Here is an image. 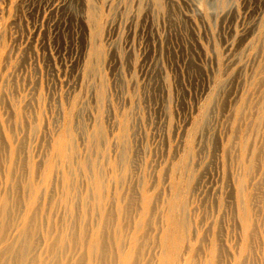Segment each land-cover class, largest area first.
I'll return each mask as SVG.
<instances>
[{"label": "rangeland", "instance_id": "rangeland-1", "mask_svg": "<svg viewBox=\"0 0 264 264\" xmlns=\"http://www.w3.org/2000/svg\"><path fill=\"white\" fill-rule=\"evenodd\" d=\"M93 235L264 264V0H0V264Z\"/></svg>", "mask_w": 264, "mask_h": 264}, {"label": "bare ground", "instance_id": "bare-ground-1", "mask_svg": "<svg viewBox=\"0 0 264 264\" xmlns=\"http://www.w3.org/2000/svg\"><path fill=\"white\" fill-rule=\"evenodd\" d=\"M51 6V8L50 9H52L53 8V6L52 5H50ZM49 6V7H50ZM48 7V8H49ZM56 9V8H55ZM248 221H249V219L247 220V218H245V221H244V227H243V230H245V235H246V237H247V234H248V229H249V224H248ZM168 236H169V234H168ZM167 236V234L165 235V239H164V244L166 245V247H167V242H168V237ZM132 237V236H131ZM120 238V237H119ZM93 239V240H92ZM135 240V239H134ZM102 243H103V240H101L100 239V236H96V235H93L92 237H91V242H88V246H87V259H88V261L87 262H85V264L87 263V264H102V261L101 260H99L101 257H99V259H98V255H99V253H100V249H103L102 247H103V245H102ZM121 243H122V240H121ZM119 244V243H118ZM132 244H133V240H132ZM131 244V246H132V248H130L129 249V247H128V249L127 248H122V247H120L119 248V251H116V252H118V255H119V263L120 264H134V258H135V256H134V246L133 245H135V244H133L132 245ZM123 246V245H122ZM124 246H125V244H124ZM128 246V245H127ZM130 246V247H131ZM169 246V245H168ZM244 246H245V244H244ZM165 247V248H166ZM170 248H171V246H170ZM118 249V248H117ZM172 250V248L170 249V251ZM174 250V249H173ZM103 251V250H102ZM104 252V251H103ZM164 252H165V256L167 255L166 254V251L164 250ZM114 253V252H113ZM167 253H168V248H167ZM103 254V253H102ZM107 254V253H106ZM109 254V253H108ZM117 254V253H116ZM169 254V256L171 257V255H170V253H168ZM171 254H172V252H171ZM174 254V255H173ZM172 255H173V257L172 258H174V257H176L175 255V250H174V253H173ZM105 255V254H104ZM168 256V255H167ZM168 256V257H169ZM103 257V256H102ZM106 257V256H105ZM111 257V256H110ZM109 257V258H110ZM169 257V258H170ZM106 259V258H105ZM118 259V258H117ZM176 259V258H175ZM174 259V260H175ZM236 259H238V258H236ZM236 259H235V261H236ZM137 260V259H136ZM156 260V259H155ZM160 260H161V258H160ZM163 260H166V258L165 259H163ZM173 260V259H172ZM177 260V259H176ZM240 260V259H239ZM238 260V261H239ZM101 261V262H100ZM235 261H233V263L235 262ZM81 262V261H80ZM103 262H104V260H103ZM157 264V263H156ZM235 264H236V262H235ZM239 264V263H238ZM240 264H242V262H240Z\"/></svg>", "mask_w": 264, "mask_h": 264}]
</instances>
